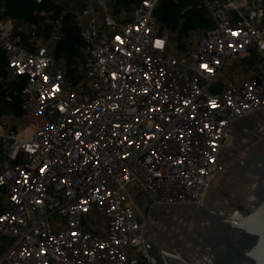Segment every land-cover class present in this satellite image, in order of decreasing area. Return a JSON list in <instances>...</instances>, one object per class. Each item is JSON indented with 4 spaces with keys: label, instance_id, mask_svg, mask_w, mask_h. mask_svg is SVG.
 I'll return each instance as SVG.
<instances>
[{
    "label": "built area",
    "instance_id": "obj_1",
    "mask_svg": "<svg viewBox=\"0 0 264 264\" xmlns=\"http://www.w3.org/2000/svg\"><path fill=\"white\" fill-rule=\"evenodd\" d=\"M74 1L64 11L84 45L75 85L56 58L62 18L26 47L24 23L0 6L7 81L26 79L23 115L0 118V264H148L136 195L198 206L230 130L264 112V26L248 0H200L212 26L185 56L157 19L161 0L129 15L113 0Z\"/></svg>",
    "mask_w": 264,
    "mask_h": 264
},
{
    "label": "water",
    "instance_id": "obj_2",
    "mask_svg": "<svg viewBox=\"0 0 264 264\" xmlns=\"http://www.w3.org/2000/svg\"><path fill=\"white\" fill-rule=\"evenodd\" d=\"M248 1L253 24L264 26V0ZM135 199L146 216L148 264H264V112L230 130L198 206L150 207L144 191Z\"/></svg>",
    "mask_w": 264,
    "mask_h": 264
},
{
    "label": "trees",
    "instance_id": "obj_3",
    "mask_svg": "<svg viewBox=\"0 0 264 264\" xmlns=\"http://www.w3.org/2000/svg\"><path fill=\"white\" fill-rule=\"evenodd\" d=\"M117 10H131L140 0H113ZM200 0H161L156 10L157 19L163 29L170 30L177 40L182 41L191 31L204 30L212 26V21L207 14L199 8ZM0 6L4 9V17L13 19L37 28V32L30 34L17 33L21 43L28 47L30 41L37 36L48 37L52 20L62 18L65 40L56 50L57 60L65 62L68 68L69 81L75 85L80 79L81 62L83 56V42L80 38V30L75 23V17L66 13L62 5L54 0H0ZM43 13L48 16L43 15ZM8 59L0 47V118L4 116H22L20 93L26 84V79L7 81ZM1 160H4L0 145ZM0 213L2 204L0 199Z\"/></svg>",
    "mask_w": 264,
    "mask_h": 264
},
{
    "label": "rangeland",
    "instance_id": "obj_4",
    "mask_svg": "<svg viewBox=\"0 0 264 264\" xmlns=\"http://www.w3.org/2000/svg\"><path fill=\"white\" fill-rule=\"evenodd\" d=\"M132 10V9H131ZM131 10H126V11H124V13L126 14V15H129L130 14V12H131ZM18 29H20V31L21 32H23V33H28L29 32V30L27 29V27H25V25L24 24H21L19 27H18ZM20 31H17L18 33H20ZM33 32H37V30H33ZM195 33H194V35H193V39L191 40V42L189 43V42H185L184 43V39L182 40V41H179V40H177V37L175 36V41L174 42H176L177 43V49H176V52L177 53H182V55H186L187 53H188V50H190V48L193 46V44L196 42V40H198L200 37H201V35H202V30H197V31H194ZM32 33V32H31ZM17 34V33H16ZM16 38H18L19 39V37H16ZM225 74V73H224ZM230 74L228 73V74H225L223 77H222V79L220 80V82H218L217 84H216V86L217 87H219V88H224V77L225 78H230ZM138 189H139V185H138V183H135V184H132L131 186H130V188H129V192L131 193V194H135L137 191H138ZM0 199H1V203L3 202V200H4V198H3V191H1L0 190ZM8 243L9 242H7V243H5L4 244V246H3V249L5 250L6 249V247H7V245H8Z\"/></svg>",
    "mask_w": 264,
    "mask_h": 264
},
{
    "label": "crops",
    "instance_id": "obj_5",
    "mask_svg": "<svg viewBox=\"0 0 264 264\" xmlns=\"http://www.w3.org/2000/svg\"><path fill=\"white\" fill-rule=\"evenodd\" d=\"M77 1H74V0H71V1H68V2H66V4H65V2L62 4V6H63V8H64V10L66 11V10H73V9H79V5H78V3H76ZM134 7V6H133ZM132 7V8H133ZM117 11H122V9H120V10H117ZM123 11H126V9H123Z\"/></svg>",
    "mask_w": 264,
    "mask_h": 264
},
{
    "label": "flooded vegetation",
    "instance_id": "obj_6",
    "mask_svg": "<svg viewBox=\"0 0 264 264\" xmlns=\"http://www.w3.org/2000/svg\"><path fill=\"white\" fill-rule=\"evenodd\" d=\"M247 120L246 121H243V122H241V123H239L238 125H236V127H235V131H241V130H243V128H245V127H247Z\"/></svg>",
    "mask_w": 264,
    "mask_h": 264
},
{
    "label": "snow or ice",
    "instance_id": "obj_7",
    "mask_svg": "<svg viewBox=\"0 0 264 264\" xmlns=\"http://www.w3.org/2000/svg\"><path fill=\"white\" fill-rule=\"evenodd\" d=\"M234 35H235V33H234ZM206 67V66H205ZM213 106H215V102H213Z\"/></svg>",
    "mask_w": 264,
    "mask_h": 264
}]
</instances>
